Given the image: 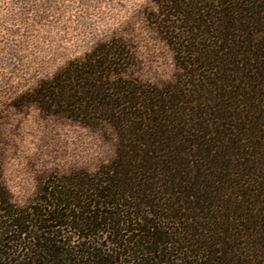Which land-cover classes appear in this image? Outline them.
Returning a JSON list of instances; mask_svg holds the SVG:
<instances>
[{
    "label": "trees",
    "instance_id": "16d2710c",
    "mask_svg": "<svg viewBox=\"0 0 264 264\" xmlns=\"http://www.w3.org/2000/svg\"><path fill=\"white\" fill-rule=\"evenodd\" d=\"M161 3L174 81L132 76L114 39L27 96L118 137L111 163L49 182L28 208L0 182V237L38 264H264V0Z\"/></svg>",
    "mask_w": 264,
    "mask_h": 264
},
{
    "label": "rangeland",
    "instance_id": "374dc122",
    "mask_svg": "<svg viewBox=\"0 0 264 264\" xmlns=\"http://www.w3.org/2000/svg\"><path fill=\"white\" fill-rule=\"evenodd\" d=\"M163 10L161 0H0V182L14 210L31 206L51 181L96 173L114 160L118 146L110 125H84L28 94L114 39L128 44L136 59L132 76L159 86L174 81L180 69L162 28ZM185 32L176 28L174 35ZM6 207L0 203V210ZM0 226L3 232L7 224ZM0 238V262L38 264L17 246L18 237Z\"/></svg>",
    "mask_w": 264,
    "mask_h": 264
}]
</instances>
